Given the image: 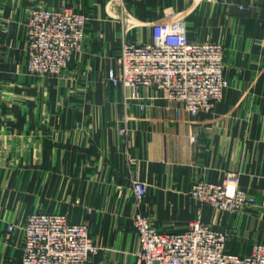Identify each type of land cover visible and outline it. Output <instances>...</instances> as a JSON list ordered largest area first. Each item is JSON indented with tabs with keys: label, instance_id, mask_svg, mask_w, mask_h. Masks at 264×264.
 <instances>
[{
	"label": "crops",
	"instance_id": "crops-1",
	"mask_svg": "<svg viewBox=\"0 0 264 264\" xmlns=\"http://www.w3.org/2000/svg\"><path fill=\"white\" fill-rule=\"evenodd\" d=\"M37 6L90 17L58 76L26 70ZM168 15L184 19L188 40L224 47L228 86L211 111L190 116L150 86L126 99L107 77L119 72L121 41L151 40V24ZM227 172L253 205L228 213L190 196L194 181ZM134 180L148 185L141 205ZM36 212L88 221L99 246L88 264L135 261L139 212L161 232L207 224L227 234L228 253L264 244V0H0V264H20L21 228Z\"/></svg>",
	"mask_w": 264,
	"mask_h": 264
},
{
	"label": "built area",
	"instance_id": "built-area-1",
	"mask_svg": "<svg viewBox=\"0 0 264 264\" xmlns=\"http://www.w3.org/2000/svg\"><path fill=\"white\" fill-rule=\"evenodd\" d=\"M89 19L87 13L70 7H34L25 23L27 72L60 75L81 49ZM185 27L184 20L157 24L151 41H121L119 72L109 70L107 77L124 89L126 99H137L140 87H155L167 100L179 102L190 116L211 111L222 99L228 86L223 45L187 40ZM126 132L125 126L118 128L120 135ZM236 183V173L227 172L219 182L194 181L189 194L201 204L230 213L254 204V198ZM132 191L141 205L148 185L134 180ZM132 225L137 235L135 261L108 264H264V244L252 245L245 255L228 253L227 234L198 220L188 222L181 232H161L139 212ZM14 229V224H7V233ZM21 231L20 264H88L99 249L90 236L89 222H71L65 213H32Z\"/></svg>",
	"mask_w": 264,
	"mask_h": 264
},
{
	"label": "rangeland",
	"instance_id": "rangeland-1",
	"mask_svg": "<svg viewBox=\"0 0 264 264\" xmlns=\"http://www.w3.org/2000/svg\"><path fill=\"white\" fill-rule=\"evenodd\" d=\"M170 17V18H169ZM178 20H184V19H181V18H175V17H173V15H171V16H169L168 15V17L166 18V20L165 21H163V20H156V21H154L153 22V24H151V31H152V35H151V40L153 39V29H154V26L155 25H157V24H169V23H175V22H178ZM185 22V21H184ZM186 24V23H185ZM158 32H160L158 29H157V31H156V34H158ZM183 32L186 34V38H187V27H185L184 29H183ZM151 40H149V41H151ZM187 40H188V38H187Z\"/></svg>",
	"mask_w": 264,
	"mask_h": 264
}]
</instances>
